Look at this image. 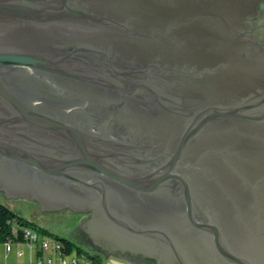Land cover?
Wrapping results in <instances>:
<instances>
[{
    "label": "water",
    "instance_id": "obj_1",
    "mask_svg": "<svg viewBox=\"0 0 264 264\" xmlns=\"http://www.w3.org/2000/svg\"><path fill=\"white\" fill-rule=\"evenodd\" d=\"M0 193L90 212L87 250L264 264V0H0Z\"/></svg>",
    "mask_w": 264,
    "mask_h": 264
},
{
    "label": "rangeland",
    "instance_id": "obj_2",
    "mask_svg": "<svg viewBox=\"0 0 264 264\" xmlns=\"http://www.w3.org/2000/svg\"><path fill=\"white\" fill-rule=\"evenodd\" d=\"M0 202L13 210L16 214L20 215L24 219L33 222L34 224L46 229L52 234H56L61 237H66L67 232L78 225L80 222L81 213H74L69 209L59 208L51 210H42L38 203L35 201L16 198L10 199L2 197L0 193ZM43 237L39 232V239ZM48 240H51L50 236H44ZM71 240V239H70ZM75 243V242H74ZM76 244V243H75ZM78 245V244H76ZM27 248L26 245L23 244ZM79 246V245H78ZM81 247V246H79ZM87 254L97 255L103 264H133L129 261L119 259L113 255H104L102 252L87 250L81 247ZM36 249V242L33 243V250ZM50 252V251H49Z\"/></svg>",
    "mask_w": 264,
    "mask_h": 264
},
{
    "label": "built area",
    "instance_id": "obj_3",
    "mask_svg": "<svg viewBox=\"0 0 264 264\" xmlns=\"http://www.w3.org/2000/svg\"><path fill=\"white\" fill-rule=\"evenodd\" d=\"M22 234L24 240L14 241L6 240L2 242L3 247L6 252L12 251L15 249L18 256L22 255L24 250L27 251H37L42 254L36 256L35 258L29 260V263L34 264H103L102 261H97L90 256L92 254H87L86 252H80L78 254H64L61 251V242L54 237H51V240H48L43 237L39 239V232L37 228L32 226H22ZM18 232L16 227H12V234L16 235ZM36 242V249L33 250V243ZM26 245L27 248L25 246ZM50 251V252H49ZM46 252V255L43 253Z\"/></svg>",
    "mask_w": 264,
    "mask_h": 264
},
{
    "label": "trees",
    "instance_id": "obj_4",
    "mask_svg": "<svg viewBox=\"0 0 264 264\" xmlns=\"http://www.w3.org/2000/svg\"><path fill=\"white\" fill-rule=\"evenodd\" d=\"M22 226H32L40 230L43 235L51 236L59 240L62 244L61 251L64 254H78L80 252H85L81 247L76 245L72 240L61 237L56 234H52L46 229L28 221L16 214L13 210L8 208L6 205L0 202V243L6 240L22 241L24 240L22 234ZM12 227H16L18 232L16 235L12 234ZM91 258L100 261L99 256L91 255Z\"/></svg>",
    "mask_w": 264,
    "mask_h": 264
},
{
    "label": "flooded vegetation",
    "instance_id": "obj_5",
    "mask_svg": "<svg viewBox=\"0 0 264 264\" xmlns=\"http://www.w3.org/2000/svg\"><path fill=\"white\" fill-rule=\"evenodd\" d=\"M73 212V211H72ZM76 213V212H74ZM78 213V212H77ZM80 222L82 226L88 222L91 216L90 212L81 213ZM80 227V226H79ZM89 237V235H87ZM89 243L93 249L102 253L116 252L119 256L126 258L131 261L133 264H177L173 259L169 258L165 253H159L154 249L152 245H142L138 243L131 242L136 250H120L111 242L106 240V238H100L97 241L89 238ZM146 250V252H143ZM135 251V252H133Z\"/></svg>",
    "mask_w": 264,
    "mask_h": 264
},
{
    "label": "crops",
    "instance_id": "obj_6",
    "mask_svg": "<svg viewBox=\"0 0 264 264\" xmlns=\"http://www.w3.org/2000/svg\"><path fill=\"white\" fill-rule=\"evenodd\" d=\"M40 255L42 254L38 253L37 251L29 252L27 249H25L23 254L18 256L15 249L6 252L3 244L0 243V264H34L29 263L30 258L33 259ZM43 255H46V252H44Z\"/></svg>",
    "mask_w": 264,
    "mask_h": 264
}]
</instances>
